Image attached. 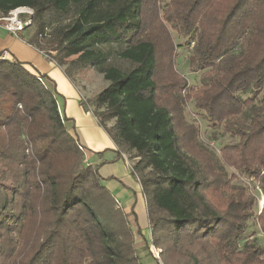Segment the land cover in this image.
Here are the masks:
<instances>
[{"label": "trees", "instance_id": "trees-1", "mask_svg": "<svg viewBox=\"0 0 264 264\" xmlns=\"http://www.w3.org/2000/svg\"><path fill=\"white\" fill-rule=\"evenodd\" d=\"M146 2L0 0V18L32 11L22 37L71 82L87 68L118 75L97 95L103 107L93 114L118 154L133 161L151 234L149 243L98 166L84 163L43 76L0 58V264H144V257L264 264V247L244 241L254 216L264 236V202L254 213L248 187L231 184L223 169L231 166L232 180L264 197V0H178L176 18L194 42L188 67L203 72L194 108L230 138L220 160L183 120L175 57L172 80L157 77V44L144 37ZM111 56L127 68L111 65Z\"/></svg>", "mask_w": 264, "mask_h": 264}, {"label": "rangeland", "instance_id": "rangeland-1", "mask_svg": "<svg viewBox=\"0 0 264 264\" xmlns=\"http://www.w3.org/2000/svg\"><path fill=\"white\" fill-rule=\"evenodd\" d=\"M145 17L144 22L147 23L145 27L144 37L152 40L157 44V77L161 84H166L164 81H171L168 79V70L176 72L177 76L182 79L184 86H175L176 95L181 99L180 107L182 108L184 122L199 130L198 142L202 148L206 151V154L211 158H219L220 160V148L223 144L230 142L229 136L219 126H212L208 123L205 116L194 108V101L192 99V93L200 86V78L203 72L192 71L188 67V57L191 54V50L194 47L193 39L190 36H186L182 32L181 22L176 18L177 10L181 7L178 4V0H147L145 3ZM32 11L26 8L16 9L10 12L6 17L8 21H12V25L16 24L17 20L23 22V27L30 25ZM11 19V20H9ZM3 23H7L3 21ZM151 24L148 26V24ZM194 37V36H193ZM26 42V38H23ZM52 52L50 55H53ZM172 57L174 59V65L172 64ZM109 63L121 69L127 68V64L119 59L111 56ZM172 64V67L171 65ZM112 78H117V74H113ZM109 74H99L92 69H85L74 76V84L78 87L80 93L88 99H95L97 94L100 93L112 80ZM174 84H178L175 82ZM27 153V152H26ZM132 165L133 161L129 160ZM222 163V161H221ZM223 169L227 177L231 180L233 185L244 184L248 187L250 194L255 199L254 213H258L263 206L264 197L261 190L258 187H251L245 180L241 182L232 180V173L235 177H238L235 170L229 165H223ZM3 180L0 178V184ZM250 241L253 243H259L264 247V236L259 232L256 217L254 216L249 221L248 230L244 236V241ZM150 243V239L148 240ZM151 245V244H150ZM150 252L152 258L159 260V250L150 246ZM158 254L156 256L155 254ZM143 256V254H141ZM144 264H154L151 257H144ZM160 264H162L159 261Z\"/></svg>", "mask_w": 264, "mask_h": 264}, {"label": "crops", "instance_id": "crops-1", "mask_svg": "<svg viewBox=\"0 0 264 264\" xmlns=\"http://www.w3.org/2000/svg\"><path fill=\"white\" fill-rule=\"evenodd\" d=\"M4 24L0 22V58L6 53L5 59L22 63L30 73L43 76L45 87L56 99L60 116L68 119L71 135L84 149V163L98 166V173L117 205L125 213L135 214L142 235L149 240L151 234L141 186L131 174L127 154H118L114 142L93 114L94 109L103 107L95 103L97 96L91 100L82 95L62 68L23 40L24 31L8 30Z\"/></svg>", "mask_w": 264, "mask_h": 264}, {"label": "built area", "instance_id": "built-area-1", "mask_svg": "<svg viewBox=\"0 0 264 264\" xmlns=\"http://www.w3.org/2000/svg\"><path fill=\"white\" fill-rule=\"evenodd\" d=\"M11 20V19H9ZM3 21H6L7 23L4 24V26L8 29V30H11V31H21V29L23 28V22L21 20H17L16 21V24L15 25H12V21H8L6 18H0V22H3ZM6 57V53H3L2 55V59H5ZM128 167L130 168L131 170V167L132 165L128 162ZM156 256H158V254L156 253L155 254Z\"/></svg>", "mask_w": 264, "mask_h": 264}]
</instances>
